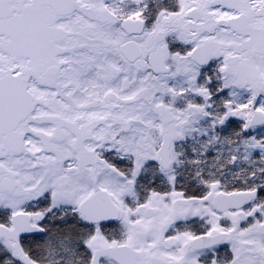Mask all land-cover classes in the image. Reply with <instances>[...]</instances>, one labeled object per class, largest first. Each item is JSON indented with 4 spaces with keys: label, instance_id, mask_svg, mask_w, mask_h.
<instances>
[{
    "label": "snow or ice",
    "instance_id": "1",
    "mask_svg": "<svg viewBox=\"0 0 264 264\" xmlns=\"http://www.w3.org/2000/svg\"><path fill=\"white\" fill-rule=\"evenodd\" d=\"M0 264H264V0H0Z\"/></svg>",
    "mask_w": 264,
    "mask_h": 264
}]
</instances>
